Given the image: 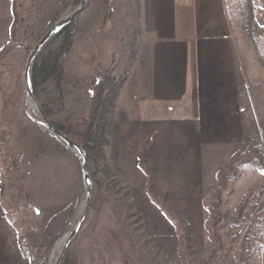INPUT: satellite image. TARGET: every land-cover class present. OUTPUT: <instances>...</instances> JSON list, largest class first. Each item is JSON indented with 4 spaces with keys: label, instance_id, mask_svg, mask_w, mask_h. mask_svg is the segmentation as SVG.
Returning <instances> with one entry per match:
<instances>
[{
    "label": "rangeland",
    "instance_id": "rangeland-1",
    "mask_svg": "<svg viewBox=\"0 0 264 264\" xmlns=\"http://www.w3.org/2000/svg\"><path fill=\"white\" fill-rule=\"evenodd\" d=\"M80 4L15 0L9 9L7 0L0 64V210L22 264H55L85 207L81 164L60 139L32 121L40 114L27 100L25 84L34 47ZM87 4L45 44L32 71L42 110L81 144L92 177L91 208L61 264H78L84 236L97 217L109 215L134 235L148 264H264V0H198L195 5L199 30L194 40L207 46L201 49L202 74L211 79L214 97L223 84L240 123L230 112L227 128H215V139L229 144L214 147L211 164L218 183L205 192L204 231L194 239L181 226V252L175 257L159 253L145 238L133 194L112 168L105 127L126 71L125 54L128 59L132 52L124 26L138 25L139 0ZM99 76L102 82L87 92L85 84Z\"/></svg>",
    "mask_w": 264,
    "mask_h": 264
},
{
    "label": "crops",
    "instance_id": "crops-1",
    "mask_svg": "<svg viewBox=\"0 0 264 264\" xmlns=\"http://www.w3.org/2000/svg\"><path fill=\"white\" fill-rule=\"evenodd\" d=\"M14 1L8 0L9 9ZM181 1L139 0L138 25L124 26L132 52L128 59L125 54L126 71L105 124L119 184L133 194L145 238L168 257L181 252L182 227L194 239L204 231L205 192L218 183L214 147L229 144L215 139V128L224 131L229 113L235 117L223 84L214 97L211 79L202 74L201 49L207 46L194 40L198 0ZM6 7L0 0L2 66ZM235 118L240 123L239 114ZM13 235L0 210V264H22ZM136 243L117 217H97L79 246L78 264H148Z\"/></svg>",
    "mask_w": 264,
    "mask_h": 264
},
{
    "label": "water",
    "instance_id": "water-1",
    "mask_svg": "<svg viewBox=\"0 0 264 264\" xmlns=\"http://www.w3.org/2000/svg\"><path fill=\"white\" fill-rule=\"evenodd\" d=\"M87 0H81V4L77 7V9L72 12L67 17L63 18L59 22H57L45 35L44 37L37 43V45L32 50L26 70H25V84H26V98L27 100H33L37 105V110L40 114V119H36L34 117H31L32 121L38 125L43 126L45 129H47L49 132H51L56 138L60 139L68 148V150L79 160L82 168V179L84 186L87 191V198L85 202L84 211L82 213V216L80 220L78 221L77 225L74 227L72 232L68 235L67 238H65V245L62 250V253L58 257L55 264H61L62 259L66 253L67 247L69 246L70 242L76 237L77 233L81 229L83 223L85 222L87 215L89 213V210L91 208V197H92V177L89 172V166H88V160L86 157V154L83 150V148L70 136L66 135L62 131H60L45 115L44 111L42 110L39 102L37 101L33 85H32V71L33 66L35 63V60L42 50V48L45 46V44L61 29H63L65 26L72 23L75 19H77L87 8Z\"/></svg>",
    "mask_w": 264,
    "mask_h": 264
},
{
    "label": "trees",
    "instance_id": "trees-1",
    "mask_svg": "<svg viewBox=\"0 0 264 264\" xmlns=\"http://www.w3.org/2000/svg\"><path fill=\"white\" fill-rule=\"evenodd\" d=\"M100 82H102L101 81V79H100V76L99 77H97V79H93V80H91V81H88V83L87 84H85V89H86V91L88 92L89 91V89H90V92L92 91V90H95V88H97L98 86H99V84H100ZM90 86H92L91 88H90ZM89 88V89H88ZM92 93H93V91H92ZM72 139H74V138H72ZM78 143V142H77ZM79 144V143H78ZM80 146H81V144H79ZM161 209H162V211L167 215V216H169V218H171V220L173 221V223H174V225L177 227V228H179L180 229V224H179V222L175 219V218H173L172 217V215L164 208V207H161ZM43 264H46V263H43Z\"/></svg>",
    "mask_w": 264,
    "mask_h": 264
},
{
    "label": "bare ground",
    "instance_id": "bare-ground-1",
    "mask_svg": "<svg viewBox=\"0 0 264 264\" xmlns=\"http://www.w3.org/2000/svg\"><path fill=\"white\" fill-rule=\"evenodd\" d=\"M29 103H30V106L32 107L33 110H37L36 104H35V102H34L33 100L30 99ZM64 239H65V238H64ZM63 244H64V240L62 239V241H61L59 247H61ZM60 251H61V250H60ZM56 252H57V251H56ZM57 253H58V252H57ZM54 261H55V260H54ZM55 263H56V262H55Z\"/></svg>",
    "mask_w": 264,
    "mask_h": 264
},
{
    "label": "snow or ice",
    "instance_id": "snow-or-ice-1",
    "mask_svg": "<svg viewBox=\"0 0 264 264\" xmlns=\"http://www.w3.org/2000/svg\"><path fill=\"white\" fill-rule=\"evenodd\" d=\"M262 27H264V25H262ZM261 174L264 175V170H261Z\"/></svg>",
    "mask_w": 264,
    "mask_h": 264
}]
</instances>
